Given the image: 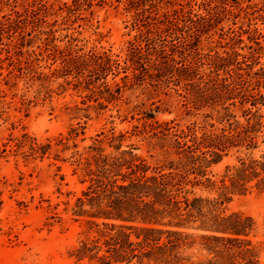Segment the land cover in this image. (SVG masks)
Returning a JSON list of instances; mask_svg holds the SVG:
<instances>
[{"label": "trees", "instance_id": "obj_1", "mask_svg": "<svg viewBox=\"0 0 264 264\" xmlns=\"http://www.w3.org/2000/svg\"><path fill=\"white\" fill-rule=\"evenodd\" d=\"M49 1L0 0V54L11 65H20L34 31L46 34L49 45L51 30H41L51 27ZM124 4L136 35L123 58L108 51L80 53L71 45L48 51L59 63L52 75L66 85L71 77L73 88L88 92L85 97L96 104L75 105L73 118L88 121L90 109L107 107L100 99L119 100L120 87L105 81L122 73V81L146 84L148 96L173 91L187 114L203 113L202 125L159 123L156 107L141 113V129L134 126L131 133L102 127L86 138L85 127L71 125L56 138L39 139L23 130L0 145V160L70 163L82 186L71 207L80 226L69 252L76 263L261 264L255 220L229 205L235 197L264 190V0ZM93 7L92 0H70L58 10L66 21L80 11L91 14ZM34 55L28 52L27 67ZM133 137H141L148 155ZM41 201L50 212L58 206ZM4 204L0 188V213ZM60 221L54 212L44 225Z\"/></svg>", "mask_w": 264, "mask_h": 264}, {"label": "rangeland", "instance_id": "obj_2", "mask_svg": "<svg viewBox=\"0 0 264 264\" xmlns=\"http://www.w3.org/2000/svg\"><path fill=\"white\" fill-rule=\"evenodd\" d=\"M16 1L22 5L28 0ZM176 1L184 3L191 0ZM50 3H53L52 15L46 21L51 27L41 28L52 32L49 45L45 46L46 34L34 31L32 46L22 48L20 65L17 63L14 68L6 60V53L0 54V145L10 134L18 136L23 130L39 139L56 138L65 134L71 125L85 127L86 138L94 136L102 127L131 133L134 126L141 129V113L156 110V107L155 117L159 123L171 122V125L178 124L181 128L191 123L202 125L203 113L187 114L173 91L167 95L148 96L145 87L150 88L146 84L138 86L131 81H122V73L115 77L109 74L105 81L112 89L116 88L115 85L120 87L119 100L107 104L100 99L107 105L105 109H90L91 119L88 121L74 119L72 109L75 105L84 109L96 104L87 100L88 92L73 88L75 81L71 77L67 78L71 84L66 85L63 78L52 75L59 63L48 58L49 49L71 45L80 53L108 51L113 58L118 56L121 59L127 42L134 39L136 31L131 26L130 14L125 11V0H92L91 14L80 11L77 17L72 16L66 21L65 12L58 8L62 3L70 4V0H50ZM7 42L2 40V43ZM261 44L264 50V41ZM31 51L35 55L30 59L32 66L27 67L25 61ZM140 140L141 137H133L131 142L138 145L142 155L146 156L145 144ZM78 143L81 148L90 141ZM68 156L61 155L63 158ZM71 173L68 161L45 159L43 162L25 163L13 157L0 160V188L5 201L0 213V264H87L85 261L76 263L69 258L80 231L71 207L82 189L77 177ZM41 200L58 206L50 212L48 204ZM229 209L255 220L257 240L261 242L260 260L264 264V190L254 189L244 196L235 197ZM54 212L61 221L46 228V218Z\"/></svg>", "mask_w": 264, "mask_h": 264}]
</instances>
